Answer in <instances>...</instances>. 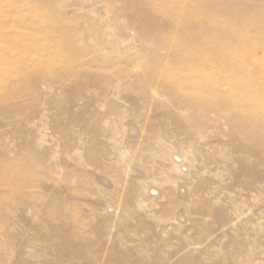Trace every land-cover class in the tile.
Instances as JSON below:
<instances>
[{
  "label": "rangeland",
  "instance_id": "rangeland-1",
  "mask_svg": "<svg viewBox=\"0 0 264 264\" xmlns=\"http://www.w3.org/2000/svg\"><path fill=\"white\" fill-rule=\"evenodd\" d=\"M0 10V264H264V0Z\"/></svg>",
  "mask_w": 264,
  "mask_h": 264
},
{
  "label": "bare ground",
  "instance_id": "bare-ground-1",
  "mask_svg": "<svg viewBox=\"0 0 264 264\" xmlns=\"http://www.w3.org/2000/svg\"><path fill=\"white\" fill-rule=\"evenodd\" d=\"M44 15H45V13H44ZM27 19H29L28 15H26V17H24V19H22V20L26 21ZM15 20H16V18H15ZM19 20H20V18H19ZM35 23H38L39 27H40V24L42 25V27L39 28V31L40 30L44 31L45 28L48 26L47 20L45 18L42 22H35ZM6 24H9V20L0 10V43L2 41H5V40H7V41L10 40L9 49L12 53L11 57L6 58L4 53L1 51V48H0V60L1 59L6 60V63L0 68V92H9L10 91L11 84H10L9 78H11L13 76H16L18 78V82L20 85H22V83L25 82L26 78L28 77V75L30 73V71H28L26 69V62L31 61L30 59L32 56V52L34 50H36L37 48H42V46L40 44H38V42L36 41L35 37L31 38L32 41L30 40L29 42H24V41H18L16 38L13 39L12 37L7 36L6 34H4V28H3L4 26H6ZM49 31L50 30L45 31L44 34L48 33ZM10 38H12V39H10ZM234 38H237V36L236 37L234 36L233 39ZM242 39H244V38L242 37ZM242 39L240 38L239 42H241ZM236 42H238V39ZM242 42H243V40H242ZM229 48H231V49H228L224 46L222 48L223 54L228 55V52H229L230 53L229 56H231V54L233 53L234 47H229ZM61 49L62 48H59L58 53ZM39 64H40V60H38L35 63V66L39 68ZM19 69L24 70L26 72V74L24 72H19ZM224 73H223V69H221V67H219V66H215L214 69H211L209 72H207V71L204 72L203 78L200 81L199 86L196 85L197 87L194 88L195 92H197L199 89H201L203 87L208 88L209 84H211L212 81H218V79L220 80L223 77ZM204 90H206V89H204ZM197 97H198V95H197ZM199 97H200V95H199ZM260 98H261L260 95H258V97H256V99H260Z\"/></svg>",
  "mask_w": 264,
  "mask_h": 264
}]
</instances>
